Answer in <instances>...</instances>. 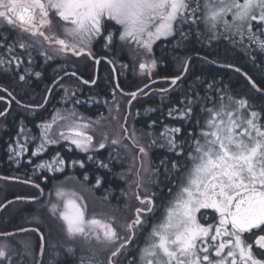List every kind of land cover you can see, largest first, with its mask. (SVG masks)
Here are the masks:
<instances>
[{
    "label": "snow or ice",
    "instance_id": "6c2138e0",
    "mask_svg": "<svg viewBox=\"0 0 264 264\" xmlns=\"http://www.w3.org/2000/svg\"><path fill=\"white\" fill-rule=\"evenodd\" d=\"M253 22H256V32L253 31ZM5 24L12 29L19 28L18 46L28 53L29 64L32 63L33 49L46 61L69 52L73 56H91L90 46L94 40L105 41L107 47L114 43L117 34L121 43L134 44L137 50L151 53L155 41L177 36L183 41L193 29L196 38H223L234 46H243L247 37L259 51L264 52V39L257 35L264 29V0H0V26ZM56 25H59L63 36L56 33L48 35L41 30L52 29ZM117 25L119 28L112 31ZM185 26L188 31H185ZM24 33L32 39L25 40ZM3 40L4 44L0 47L7 46L11 53L14 46L8 43L9 37L5 36ZM45 42L49 45L47 49L44 48ZM13 59L19 68L22 61L17 57ZM4 63V59L0 58V65ZM155 66L154 58L139 64L141 74L145 71L150 73ZM183 71H188L187 62ZM235 71L240 72L241 69L235 67ZM25 72L31 74L28 69ZM35 75L39 77L40 73ZM181 78L180 75L172 78L171 84L176 85ZM19 79L24 81L25 75H20ZM249 83L253 89L261 91L250 77ZM208 87L215 91L213 85ZM138 91L143 92V89ZM65 94L68 95L67 89ZM8 95L11 96V93ZM128 95L135 99L137 92ZM181 103L185 107L170 110L169 116L175 112L174 118L195 126L186 131L182 123L179 127L166 128L165 132H161L159 139H163L168 151L173 154L170 166L161 161L163 172L144 169L150 175L159 173L163 180L169 182L175 177L177 186L175 191L168 189L171 198L163 208L161 219L147 233L144 246L138 249V264H264V122L260 113L252 110L246 99H237L223 89L215 97L195 94ZM202 114H206L203 115V123ZM4 115L5 112L0 111V116ZM58 123L61 126L53 134V127ZM126 123L127 116L124 117ZM99 124V120L86 118L75 108L64 109L63 112L57 110L50 121L37 126L41 129L39 136L30 138L39 141L32 156H38L49 145L58 144L61 140L67 141L69 151L71 146L84 153L104 149L108 146V133L104 132L99 142L93 135L97 131L95 125ZM120 127L124 133L128 132L123 124ZM21 132H24L23 128ZM147 135L152 136V133ZM122 139H130L138 148L137 155L142 158V165L143 159L148 156V149L158 143L155 137L141 143L133 131L130 137H113L110 144L127 149V145H122ZM27 143V138L23 144L18 142V151L10 146V153L21 156L27 151ZM9 158L13 157L10 155ZM93 158V155L88 156L89 160ZM65 163L57 152L50 161H42L36 168L62 171L61 166ZM76 164L84 167L83 161L72 160V165ZM100 166L108 168L103 162ZM87 179L85 174L84 180ZM22 182L31 183L30 180ZM99 184L97 178L96 185ZM142 186V183L137 184L138 188ZM145 191L148 189L145 188ZM154 196L155 193L144 198L137 195L140 203L147 206L136 209L134 220L117 224L112 217L101 219L95 214L89 216L88 206L79 193L58 186L56 200L50 201L49 211L52 217L62 222L66 237L74 242L67 248L68 253L74 254L75 243L79 242L88 245L91 253L87 257L88 264H104L99 259L100 253L106 254L107 264H123L122 258L128 254L129 244L144 224L141 213H152L154 210ZM209 218L214 223H206ZM36 230L22 227L18 231ZM11 235L14 233H0V236ZM40 239L42 256L43 235ZM96 246H99L98 250ZM8 249V244H0V264H13ZM29 249L31 245H25V253L32 256ZM84 259L82 256V264Z\"/></svg>",
    "mask_w": 264,
    "mask_h": 264
},
{
    "label": "flooded vegetation",
    "instance_id": "af4514ba",
    "mask_svg": "<svg viewBox=\"0 0 264 264\" xmlns=\"http://www.w3.org/2000/svg\"><path fill=\"white\" fill-rule=\"evenodd\" d=\"M116 28H119V26H115L112 31H115ZM41 30L45 32L47 31L46 29ZM51 33H55V31L52 30ZM51 33H48V35H52ZM57 33L58 35L63 36L61 31ZM169 43L170 42H167V40L163 39L157 40L153 43L152 52L146 53V57L143 61L154 58L156 60V66L155 68L151 69L150 73L145 71L143 74L138 71L139 68L135 69L134 66L128 65L129 57L126 55L128 48L132 49L130 51L133 57L135 55L134 58L138 60L143 58L141 57L142 55L136 50L135 45H126L125 43H121L117 38L114 40L113 44L108 45L107 47L105 46V41L100 39L94 40L90 46L92 53L91 56L72 55L70 58H68V55L65 56L62 54V58L60 60L55 57L47 61L44 59L43 64L47 63L48 61L52 64L60 63V69L57 72H54L55 66H42L43 72L41 75V80H43V82L41 86L38 84L34 85V83L31 82L29 83L31 91L28 90L29 93L27 92L20 96L18 91L21 89L19 90V88L15 87V96L8 89L0 86V97H3V99H0V103L5 105L3 112L6 114L10 111L15 112L17 109H44L43 111L56 112L57 109L59 108L60 110V107L62 106L66 107L65 109L75 108L78 113L93 121L97 120V118H100L98 119L100 120V124L95 125L98 131L100 128L107 129L105 127L106 124L112 122L113 113L118 108L117 105L111 104L109 100L111 101L113 98H115V100H119V97H122L129 101H137L130 107V112H128L129 107L126 109V114L130 115L131 123L135 129L136 135H139H137L139 137L138 139L144 143L145 140H151L155 137L158 138V144L163 143V139H159V135L156 136V134L165 132L166 128H172L173 126L171 124H174L176 119L174 118L175 112L173 113V116H169V111L175 109L174 104L170 103V101H172L176 90L172 86L171 81H169L170 78H174V76H171V74H174V70L172 69L166 76H161L163 74L161 69L164 68L165 62L159 56L160 48L164 49L169 45ZM133 57L131 56V60ZM69 60L72 61V64L69 62ZM80 60L83 61L79 62ZM97 61H99V63H97ZM66 72L68 75H65ZM73 72L75 75H71ZM34 81H36V79H34L33 82ZM84 81H88V83H84ZM153 81L155 82L153 83ZM159 82H169V84L168 86L161 87L154 86ZM145 85H148V87H145ZM35 87L37 89H35ZM4 89L7 91H3ZM49 89H51L50 92ZM65 89L68 90L69 97L67 98H65ZM139 89H143V92L138 91ZM160 89H167V91H160ZM73 92L75 93L74 95H72ZM132 92H137L135 99H133L131 95H128ZM8 93H11V96H9ZM165 95H167L168 103L161 102L164 101V98H160V96ZM42 96H44L43 100H41ZM81 96H88V101L85 102V100H81ZM102 96L105 98H101ZM145 96H153L152 99L155 103L151 104L152 106H145ZM13 97H15V99H13ZM109 97L112 98L109 99ZM45 98L47 99L45 100ZM76 100H79L80 103H74ZM17 101H19V103H17ZM145 107H150L152 109L154 108V111H152V119L147 120L145 118L146 121L143 123L141 122V119L149 116L143 115V109ZM252 109L255 110V107ZM100 112L103 114H100L98 117L97 114ZM258 113L261 115L259 110ZM2 117L3 116H0V119ZM14 117L15 116L13 115V118L9 119L8 121L0 120V125L4 126L0 129V181H5L7 183H18L25 187L18 188L21 190V192L19 193V196L14 197L15 199H22L11 201L14 199L11 196L15 195L17 188L11 184H0V200H4L0 204V207L7 202L8 204H6L4 208L9 207V205H12L14 202L24 203L26 205L24 207L19 206L21 211H19L16 216L9 215L8 219H10V221H17L18 218L23 219L24 217H20L19 215L20 213H23L24 215H38V220L40 221L52 222L50 219L47 220L46 217H43L39 213V210L34 208L39 207L41 212L46 211V205L48 202H50L49 199L55 195L56 188L58 186L68 188L69 182L74 183L72 190L79 193L80 196L84 197V192H90L91 196L96 198L94 201L99 200L100 202H104L109 206H114L121 209L120 207L124 204L122 202V198L124 200L126 198V193H123V180L125 182L126 179L125 175L123 176V172L127 168V154L126 152L122 151V146H120V151H116L117 147L109 146L108 148L105 147L104 149H99L97 152L89 153L87 155V153H80L77 151L75 146H71L72 150L69 151L68 143L61 140L58 144L49 145L47 150L38 156H32V151L35 150V146L37 143H39V141L31 140L30 138L34 136L38 137L39 134H37L35 129H27V132L24 135L17 136V130L15 126L18 122L15 121ZM153 121H155V123H153ZM22 123L24 125L30 126L34 123L41 125L43 122L25 120ZM149 125H151V127H149ZM60 126L61 125H58L59 128ZM150 130H152V136L147 135V132ZM40 131L41 129L39 128L38 133H40ZM113 137L115 136L109 135V143ZM26 138L28 139L26 152H24L21 156H15L14 153H10V146L18 151L19 149L17 148V143H25ZM99 138L102 139L101 136ZM121 143L124 145L125 142L122 140ZM162 150H165V148L160 146L150 149L148 158L152 160V163H154L155 158L153 156L154 152H159ZM57 152H59L60 156L66 161L65 165L61 166L63 168L62 171H50L47 169L36 168V165L42 161H50ZM164 152L159 155L161 158L165 157L166 154ZM168 154V158L172 159L173 154L171 152ZM10 155L13 157L12 159L9 158ZM89 155H93L94 158L89 160L88 166H85V159H87ZM155 156L157 155L155 154ZM122 159L125 160L123 164ZM29 160L31 163H29ZM72 160L83 161L84 167L81 168L79 164L73 166ZM100 162L107 164L108 168L101 167ZM152 163L150 169L156 170ZM85 174L88 176V181L90 182H84V178L82 176ZM12 175L23 176L25 178L20 179L13 177ZM97 178L100 180L99 186L96 185ZM7 179H15L17 181ZM25 180H30L31 183L21 182ZM33 185H39V187L37 188ZM149 186L151 187L148 190L150 197H152L155 191V207L152 213H142L141 217L144 220V223H152L156 221L157 217L154 211L161 205L159 201L165 197L164 195L160 194V189H158L156 185L154 186L149 184ZM41 189L43 190L42 193ZM166 193H168V191ZM85 203L87 204V202ZM205 222L214 223V221H211V218ZM122 259L123 263L126 262L125 257Z\"/></svg>",
    "mask_w": 264,
    "mask_h": 264
},
{
    "label": "trees",
    "instance_id": "16d2710c",
    "mask_svg": "<svg viewBox=\"0 0 264 264\" xmlns=\"http://www.w3.org/2000/svg\"><path fill=\"white\" fill-rule=\"evenodd\" d=\"M185 31H188L187 26H185ZM19 28L12 29L11 27L5 25L0 26V44H4L3 37L8 36L9 40L8 43L12 44L14 46V50L9 53L7 50V46L0 47V58H3L5 63L3 65H0V86H3L4 88L8 89L12 94H15V87L19 88L20 91H18L19 96L23 95L25 93H29L28 90L31 91V87L29 83H34V85L38 84L41 86L43 80H41V75L43 72V67H46L49 65L55 66L54 72H57L60 69V63L52 64L49 61L47 63L43 64V61L45 59L44 56L39 55L38 52L33 49L31 50V58L32 63L29 64V55L26 51L19 48L18 43V36H19ZM48 34V32L46 31ZM195 29H193L192 34L188 36L186 40L181 41L180 38L177 36L176 38H169V39H163L167 40V42H170L167 47L160 48L159 56L162 58L165 62L164 68L161 69V72L163 73L161 76H166L170 73V71L173 69L174 74H171V76H178L182 73V70L185 65V61L190 56H201L206 59H209L212 62L220 63V64H226V65H232L235 67H239L243 72H245L261 89L264 90V78H261V74L263 73V69H261V65H264L261 60H259V56L257 55V64H260V66L256 67L255 63L251 61V50L254 49L253 46L249 48V51L244 52L241 49H235L228 45V41H224L223 39L217 40V42L208 43L203 36L201 38H196L195 36ZM24 39L25 40H31V37H27L25 34ZM42 39V38H39ZM222 40V41H221ZM13 57L19 58V60L22 61L19 68L16 67V60L13 59ZM36 58V59H34ZM262 58V56L260 57ZM11 61L9 64L8 62ZM46 61V60H45ZM25 69H28V72L31 73L30 75L25 72ZM36 72L40 73V76L37 77L35 75ZM172 72V73H173ZM20 75H25V80L21 81L19 79ZM36 79V81L33 82V80ZM169 82H159L156 83L154 86L161 87V86H168ZM213 85V88L215 91L209 89L208 85ZM32 85V84H31ZM175 88V94L170 101V103H173L176 110L183 109L185 107L184 103H181L182 101L187 100V98L194 97L195 94H199V96H204L205 94H209L213 97L217 96L220 89H223L225 93L228 95H232L233 97L239 99L240 97H244L248 101V105L251 107L252 105L255 106L256 109L261 111V113L264 115V96L257 94L252 87L248 84V82L239 74H237L234 71L218 68L215 66L210 65L208 62L201 58H192L188 71L186 74L181 78V80L177 81L176 85H172ZM35 89H37L35 87ZM43 92V90H42ZM142 95V94H139ZM138 95V96H139ZM41 97V96H40ZM119 97V96H118ZM44 96H42L41 100H43ZM99 98V97H98ZM101 98H105L102 96ZM112 97H109L111 99ZM122 100H126L122 97H119ZM153 96H145L144 103L146 105L154 104V100L152 99ZM160 98H164V103H168L167 95L160 96ZM141 99V98H140ZM139 99V100H140ZM81 100H85V102L88 101V96H81ZM118 101V100H117ZM127 101V100H126ZM109 102H111L109 100ZM118 103V102H117ZM210 106V105H209ZM5 105L3 103H0V111L4 110ZM252 108V107H251ZM44 109L40 110H29V109H17L15 112H8L3 116L0 120L1 121H8L9 119L13 118V115L15 116L14 119L16 122V135L22 136L27 132V129L36 130L37 134H39V127L38 123L31 124L30 126L24 125L22 122L25 120H32L35 122H45L49 121L54 114V112L50 111H43ZM152 111H154V108H144L143 109V115H149L148 117H144L141 119V122H145L147 120L152 119ZM101 114L98 113L97 116L99 117ZM103 114V113H102ZM101 114V115H102ZM176 115V113H175ZM203 115H201V123H203ZM122 116L121 112H116V120H120ZM146 118V119H145ZM98 119V118H97ZM116 120H112V123L116 122ZM183 123V129L186 131H190L192 127L195 125H189V123L182 122L178 119H175L174 125L175 127L181 126ZM4 126L0 125V129ZM24 129V132H21V129ZM54 129V127H53ZM198 131V129H197ZM149 132L152 133V130ZM148 133V132H147ZM146 134V133H145ZM111 135L119 136V133L115 130ZM159 134H156L158 136ZM158 144V143H157ZM160 147L165 148V150L154 152V163H152V160L150 162L152 163L153 167L156 169H159L160 172H163V167L161 165V161H164L166 164H169L170 166V160L168 158L169 151L166 146V144L159 143ZM163 145V146H162ZM135 149V154L133 155L131 159V149ZM138 149L135 147H132L129 144L128 152H129V169H132L131 172V178L128 181L130 185V190L134 191V187L137 186V175L136 173V154L138 153ZM165 151V152H164ZM165 153V157L161 158L159 155L161 153ZM155 154L157 156H155ZM102 158V157H99ZM85 166H88L89 159H85ZM13 177H17L20 179H24L23 176L18 175H12ZM85 176V175H84ZM84 176H82L84 178ZM150 180H147V182H151L152 185H156L158 189H160L161 195H166L169 185H171L172 182L163 180L162 176H159V173L156 175H151L149 177ZM163 181V182H161ZM84 182H90L87 180H84ZM0 184H11L15 186L16 192L14 196H11L14 198L15 196H19V193L21 190L18 188H24L25 186L20 185L18 183H7L5 181H0ZM143 184L146 186L145 182L143 181ZM167 190V191H166ZM135 192V191H134ZM133 192V193H134ZM155 193V191H154ZM169 193V191H168ZM143 195H146L143 193ZM143 195L140 196L143 198ZM136 199V198H135ZM4 200H0V204ZM163 198L159 201L160 204L162 203ZM136 202V201H135ZM138 204H141L140 202ZM21 206L24 207L26 204L24 203H16L14 202L12 205H9V207H5L0 212V233L3 232H12L17 231L20 228H28V227H34L38 229L41 234L44 237V252L40 260V264H82L81 257H85L83 264H88L87 257L91 255V253L88 251V245L76 242L75 243V252L74 254H70L67 252V248L69 246H72L74 244L73 241L70 243L65 241L68 240L66 237L64 231L63 234L56 230L55 224H52L49 221H39L37 222H25L21 218H18L17 221H8L9 210L13 208V206ZM161 208V206H159ZM159 207L155 209V212L157 214ZM9 209V210H8ZM7 210V211H6ZM20 217L25 216L24 214ZM131 216V214H129ZM133 216V215H132ZM128 219V221L134 220V218ZM7 217V218H6ZM157 223L150 222V223H144L142 227H140L137 230V235L129 244L128 246V254L125 257V261L123 264H135L138 254V249L144 246V240L147 236V233L151 231L152 226ZM126 235V233H123ZM0 244H8L9 245V255L13 257V264H36L37 263V255H38V249H39V235L35 231H28V232H20L11 236H1L0 237ZM25 245H31V249H29L32 252V256H28L25 253ZM99 247L97 248V250ZM104 253H100L99 259L103 260L104 263H106L107 260H105ZM104 257V258H103Z\"/></svg>",
    "mask_w": 264,
    "mask_h": 264
},
{
    "label": "rangeland",
    "instance_id": "374dc122",
    "mask_svg": "<svg viewBox=\"0 0 264 264\" xmlns=\"http://www.w3.org/2000/svg\"><path fill=\"white\" fill-rule=\"evenodd\" d=\"M230 18V17H229ZM37 19H39V17H37ZM43 29H46L47 31H48V33H51V31L52 30H54L55 31V33L58 35V33L57 32H60V29H59V25H56V26H54L52 29H48V28H43ZM51 30V31H50ZM253 31L254 32H256V22H253ZM62 32V31H61ZM27 37H30L27 33H24ZM52 34V33H51ZM257 35L259 36V38L260 39H264V29H262V31L261 32H257ZM204 38V37H203ZM117 39H118V34H117ZM206 41H208V43L210 44V43H212V42H217V40H209V39H207V38H204ZM221 39H223V38H221ZM119 40V39H118ZM220 40V39H219ZM224 41H228V40H225V39H223ZM222 41V40H221ZM228 43V45L230 46V47H232V48H235V49H241L243 52H244V50L245 51H249V48L251 47V46H253L254 47V49L253 50H251L252 52H251V61L253 62V63H255V66L256 67H258V66H260V64H257V55L259 56V60H261L262 62H264V52H261V51H259L258 49H257V46L254 44V43H252L251 41H249L248 39H247V37H245V43H244V45L243 46H234L232 43H230L229 41L227 42ZM126 45H128V44H126ZM134 45V44H133ZM54 47H58V46H56V45H53ZM49 47V45H48V43L47 42H45L44 43V48L45 49H47ZM130 50H132L131 48H128V50L126 51V55L129 57V62H128V65L129 66H134L135 67V69L136 68H139V63L141 62V61H143L144 59H145V57H146V52L144 51V50H142V49H140V50H137L142 56L141 57H143L142 59H140V60H138V59H136V58H134L135 57V55H134V57H133V55H132V53H131V51ZM257 54V55H256ZM65 56H67L68 55V58H70L71 56H72V54H71V52H69V53H67V54H64ZM131 56L133 57V63H132V60H131ZM262 56V58H260ZM253 57H255V59H253ZM55 58H58L59 60L62 58V54H60V55H57V56H55ZM65 58V57H64ZM84 59V58H83ZM83 60H80L79 62H82ZM69 62L72 64V61L71 60H69ZM264 64V63H263ZM261 69H263V73L261 74V78H264V65H261V67H260ZM138 71L139 72H141L140 71V68L138 69ZM67 97H69V95H67V96H65V98H67ZM240 98H244V97H240ZM63 100H66V99H63ZM118 100V99H117ZM115 100V98H113L112 100H111V104H115V105H117L118 106V109H119V112H121L122 113V116H121V118H120V120H116V122H114V123H107L106 124V128L107 129H104V128H100V130H98L96 133H93V135L95 136V141L96 142H99V140H100V136L102 137L103 136V133L104 132H107L108 133V135H111L113 132H115V130L117 131V133H119V137H124V136H131L132 135V132L133 131H135V129H134V127L132 126V123H131V118H130V115H127L126 114V109L129 107V110H128V112H130L131 110H130V107L133 105V104H135L137 101L136 100H134V101H131V104H129V100ZM118 102V103H117ZM250 107V106H249ZM252 108L253 107H255L254 105H252L251 106ZM250 107V108H251ZM66 107H60V110L61 111H63L64 109H65ZM251 108V109H252ZM57 110H59V108L57 109ZM124 110V111H123ZM253 110V109H252ZM255 110L258 112V109H256L255 108ZM116 112H118L117 110H115V112L113 113V116H115L116 117ZM261 112V111H260ZM56 112H54V114H55ZM53 114V115H54ZM53 115H52V117H53ZM125 115L127 116V123L126 124H124V117H125ZM105 116H106V113H105ZM104 116V117H105ZM52 117H51V119H52ZM261 117H262V122H264V115L261 113ZM50 119V120H51ZM98 119H100V118H98ZM97 119V120H98ZM49 120V121H50ZM100 121V120H99ZM62 123V122H61ZM61 123H58L57 125H55L54 126V129H53V134H55L56 132H57V130L59 129V127H58V125H61ZM124 125V127H126L127 129H128V132L127 133H124L123 132V130H122V128L120 127V125ZM173 127H175V125L174 124H171ZM99 127H101V126H99ZM138 135V134H137ZM136 135V136H137ZM114 136V135H113ZM139 136V135H138ZM137 136V138H139ZM123 140V142H125L124 143V145H127L128 147H129V144L132 146V147H135V146H133V144L131 143V141H130V139H122ZM147 141H150V140H145L144 141V143H146ZM63 142H67V141H63ZM141 142V141H140ZM142 143V142H141ZM162 144H165L164 142L162 143ZM109 146H113V147H117V149H116V151H120V146H114V145H111L109 142H108V146H106V148H108ZM159 147V145L158 144H156V145H153L152 147H150L149 149H148V153L150 152V149H152V148H154V147ZM128 147H127V149H125L124 147H122V151H124V152H126V154H127V160H126V172L124 171L123 173V176L125 175V182H124V180H123V184H124V187H123V193L125 192L126 194H125V196H126V198H125V200L122 198V202L124 203L123 204V206H121L120 208L121 209H119V208H117V207H114V206H109V205H107V204H105L104 202H100L99 200L98 201H94L96 198H94V197H92L91 196V194H90V192H84L83 193V195H84V202H87V205H88V215L89 216H91V215H93V214H95L98 218H101V219H108L109 217H112V218H115V221L117 222V224H123L125 221H128V219L129 218H131V216H132V219L134 218H136V209L137 208H144V207H146L147 205H145V204H138L139 202H140V200H138L137 199V195H139V196H142L143 195V193L144 194H146V195H143V198L144 197H146V196H148V197H150V195H149V191H145V188H147L148 190H149V188H151L150 186H149V184H151L152 185V183L151 182H147V180H150L149 179V177H151V175L149 174V173H146L145 172V168H150L151 167V162H150V158H148V156H147V158H144L143 159V165H142V163H141V160H142V158L140 157V156H138L137 154H136V175H137V171H139V176H137V184L138 183H142V187H137V186H135L134 187V191H132V190H130V185H129V183H128V181L130 180V178H131V172H132V169L130 170L129 169V165H128V162H129V152H128ZM136 149H138L137 147H135ZM77 150V149H76ZM77 151H79L80 153H82V151H80V150H77ZM89 153H87V155H88ZM135 154V149L134 148H132L131 149V153H130V155H131V159H132V157H133V155ZM125 162V160L124 159H122V164ZM141 178H143L142 180H141ZM143 181L145 182V184H146V186L143 184ZM171 185H169V188H172L173 189V191H175V188H176V186H177V181H176V179H175V177H173V179L171 180ZM70 185V186H69ZM69 185H68V188L67 187H65V188H67V189H71L72 190V187L74 186V183L73 182H69ZM134 192V193H133ZM136 198V199H135ZM171 197H170V194L169 193H167L166 195H165V197L163 198V201H162V203H161V208L159 207V209H158V212H157V214H156V217H157V219H156V221L158 222L160 219H161V217H162V215H163V208H164V206L167 204V202H168V200L170 199ZM50 201H52V202H55V200H56V197H55V195L54 196H52L50 199H49ZM86 200V201H85ZM136 201V202H135ZM90 202H92V203H90ZM49 208H50V202H48V204L46 205V211H42L41 212V209L39 208V207H35L34 209H36V210H39V213L43 216V217H46L47 218V220H51L52 222V224H55V227H56V230L57 231H59L60 233H62L63 234V231H64V229H63V225H62V222H60L59 220H57V219H55L54 217H52V215H51V213H50V211H49ZM9 210V209H8ZM7 211V210H6ZM19 211H21V208L20 207H18V206H13V209H11V210H9V214H10V216H12V215H14V216H16V214L19 212ZM155 212V211H154ZM156 213V212H155ZM129 214H131V216H129ZM21 215H23V214H21ZM141 216H142V213H141ZM24 218L22 219V220H24L25 222H39L40 220H38V215H33V214H31V215H25V216H23ZM7 218V217H6ZM8 219V218H7ZM8 221L10 222V219H8ZM12 222V221H11ZM123 234V233H122ZM65 241H67V242H71V240H65ZM95 242H93V244H94ZM97 248L99 247V246H96ZM39 248H40V241H39ZM142 248V247H141ZM43 252H44V250H43ZM38 253H39V249H38ZM42 257V256H41ZM40 257V258H41ZM104 258V257H103ZM138 258H139V252H138V254H137V259H136V262H135V264H138ZM37 259H38V255H37ZM41 260V259H40ZM105 260H107V258H106V255H105ZM37 264V263H36ZM39 264H40V262H39ZM104 264H107V261H106V263H104Z\"/></svg>",
    "mask_w": 264,
    "mask_h": 264
},
{
    "label": "water",
    "instance_id": "95a60500",
    "mask_svg": "<svg viewBox=\"0 0 264 264\" xmlns=\"http://www.w3.org/2000/svg\"><path fill=\"white\" fill-rule=\"evenodd\" d=\"M195 58V57H198V58H201V59H203V60H205L206 62H208L210 65H212V66H215V67H218V68H223V69H228V70H232V71H234V72H236L235 71V66H233V67H228V65H226V64H220V63H215V62H212V61H210L209 59H206V58H204V57H201V56H197V55H194V56H190L185 62H187V64H188V66H189V64H190V62H191V60H192V58ZM184 69V68H183ZM186 72H184V71H182V73H181V77H183L184 76V74H185ZM237 73H239L248 83H249V76L246 74V73H244L242 70L240 71V72H237ZM172 80V78H170L169 79V81H171ZM249 85L251 86V84L249 83ZM252 87V86H251ZM257 88H259L258 86H257ZM259 89H261V88H259ZM256 92H258L259 94H261V95H263L264 96V91L261 89V91H257L256 89H254ZM4 179H6V178H4ZM7 180H13V181H17V180H15V179H7ZM22 182V181H21ZM40 198V197H39ZM14 200H16V199H12L11 201H14ZM8 203V202H7ZM7 203H5V204H3L1 207H0V210L1 209H3V207L7 204ZM28 229H36V228H28ZM36 233H38V235H39V239H40V237H41V232L39 231V230H36L35 231ZM10 233H14V234H17V233H20L19 231H14V232H10ZM43 244H44V240H43ZM40 246H41V239H40ZM41 257V255H40V248H39V253H38V259H37V264H39V262H40V258Z\"/></svg>",
    "mask_w": 264,
    "mask_h": 264
}]
</instances>
